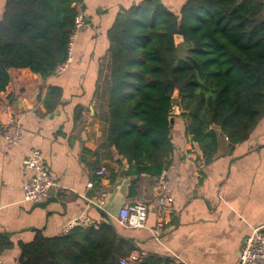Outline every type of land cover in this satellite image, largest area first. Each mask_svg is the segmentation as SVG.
<instances>
[{
  "label": "crops",
  "instance_id": "0c3cea01",
  "mask_svg": "<svg viewBox=\"0 0 264 264\" xmlns=\"http://www.w3.org/2000/svg\"><path fill=\"white\" fill-rule=\"evenodd\" d=\"M6 0H0V19ZM142 0H78L84 25L72 38L70 61L61 73L47 77L29 68L10 67L0 92V106L9 104L22 128L18 145L0 138V234L11 246L0 252L2 264H18L19 244L37 232L60 235L72 219L99 223L106 215L118 231L131 238L135 249L126 257L156 255L181 264H237L244 239L264 227V116L247 140L231 145L224 136L208 163L198 145L184 135V120L174 116V149L167 172L168 209L157 205V177L126 174L128 163L114 147L106 146L110 57L107 33L117 14ZM178 12L185 0H161ZM50 86L59 88L48 110ZM50 103V100H47ZM48 107H52L48 105ZM17 111V113H15ZM87 113V117L80 116ZM6 116L0 114V121ZM1 125V123H0ZM40 150L55 182L57 201L32 209L23 199L31 175L23 168L28 151ZM103 169L104 174L96 171ZM142 199L148 207L145 227L131 229L117 220L119 209ZM95 201L98 208L90 203ZM168 219L154 232L158 220Z\"/></svg>",
  "mask_w": 264,
  "mask_h": 264
},
{
  "label": "trees",
  "instance_id": "16d2710c",
  "mask_svg": "<svg viewBox=\"0 0 264 264\" xmlns=\"http://www.w3.org/2000/svg\"><path fill=\"white\" fill-rule=\"evenodd\" d=\"M78 0H6L0 19V92L7 69L47 77L68 57ZM174 35L182 42L175 44ZM110 57L105 145L126 159V174L157 177L171 162L173 106L185 137L208 163L224 136L248 139L264 116V0H185L178 12L142 0L118 13L107 33ZM174 89L178 98L173 99ZM59 88L50 86L48 110ZM52 107H48L49 101ZM103 218L97 227L37 232L19 244L18 264H120L136 247ZM11 246L0 234V252ZM138 264H170L148 255Z\"/></svg>",
  "mask_w": 264,
  "mask_h": 264
},
{
  "label": "built area",
  "instance_id": "2783aa9c",
  "mask_svg": "<svg viewBox=\"0 0 264 264\" xmlns=\"http://www.w3.org/2000/svg\"><path fill=\"white\" fill-rule=\"evenodd\" d=\"M78 11V10H77ZM84 25V16L80 11L77 12L74 20V30L69 42V50L67 59L58 64L54 73H61L65 70L68 62L70 61V50L72 45V38ZM16 113V112H15ZM0 114L5 115L6 120L0 121V138L3 139L8 145H18L22 139V128L18 119L14 117L12 109L9 104L3 103L0 106ZM87 117V113L81 114L80 118ZM23 168L31 172L23 186V199L29 202H39L46 199L50 191L55 186L50 171L43 161L42 154L39 149L34 148L28 151L23 159ZM98 175H103L104 170L96 171ZM167 172L163 169L156 179L154 185V192L157 197V205L162 212H166L168 205V197L166 195L167 188ZM148 207L142 199H137L131 203L122 206L117 215L118 222L131 229H139L145 227V220L147 217ZM168 223V219H160L156 222L154 232L163 228V225ZM93 225L97 227V223L90 222L87 218L72 219L64 223L61 227L62 233H68L76 226ZM140 255L134 254L128 257H121L120 264H134ZM175 264H181L178 257H174ZM0 264L2 261L0 259ZM237 264H264V227L254 228L249 235L244 239L241 247L240 255Z\"/></svg>",
  "mask_w": 264,
  "mask_h": 264
},
{
  "label": "water",
  "instance_id": "95a60500",
  "mask_svg": "<svg viewBox=\"0 0 264 264\" xmlns=\"http://www.w3.org/2000/svg\"><path fill=\"white\" fill-rule=\"evenodd\" d=\"M182 40H183V38H182L181 35H174L175 44H178V43L182 42ZM172 98L173 99H177L178 98V90L177 89H174L173 94H172ZM16 113H17V111H16ZM179 113H180V111H179L178 107L176 105L173 106L172 111H171V117L169 119V126L170 127L173 126L174 116L179 114ZM51 201H53V202L57 201V199L54 197V192L52 190L50 191V194H49V196L46 199H44L43 201H39V202L33 203L32 209H34V208H44ZM90 204L92 206H94L95 208H98L97 203L95 201L91 202ZM106 218H107L108 223L110 225H112L114 227V229H115L114 223L112 222L111 218L109 216H107V215H106Z\"/></svg>",
  "mask_w": 264,
  "mask_h": 264
}]
</instances>
